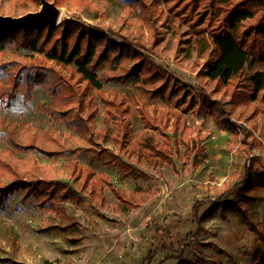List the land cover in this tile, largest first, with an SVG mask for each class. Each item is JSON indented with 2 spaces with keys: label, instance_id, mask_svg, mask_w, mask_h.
<instances>
[{
  "label": "rangeland",
  "instance_id": "374dc122",
  "mask_svg": "<svg viewBox=\"0 0 264 264\" xmlns=\"http://www.w3.org/2000/svg\"><path fill=\"white\" fill-rule=\"evenodd\" d=\"M46 1L60 10L48 47L66 23L104 32L91 37L103 55L102 90L92 92L82 114L95 131L81 139L41 111L52 103L42 85L30 101L21 89L10 104L0 100V187L18 178L54 181L79 196L44 208L21 192L10 196L0 209V264H142L151 251V264H255L254 254L264 253L253 231L264 232V187L236 186L247 171L264 174V91L255 96L240 79L225 85L207 78L213 46L208 41L202 54L199 41L208 32L198 35L185 11L175 15L176 0ZM40 10L35 0H0L2 17ZM114 44L130 45L144 58L146 75L157 76L125 83L141 58L121 63ZM12 45L0 52V71L18 73L41 61L43 54ZM58 70L69 86L64 94L79 99V76ZM257 72L264 73V61L254 57L245 75ZM147 135L153 151L141 143ZM229 199L239 214L215 204ZM198 202L199 224L192 218Z\"/></svg>",
  "mask_w": 264,
  "mask_h": 264
},
{
  "label": "trees",
  "instance_id": "16d2710c",
  "mask_svg": "<svg viewBox=\"0 0 264 264\" xmlns=\"http://www.w3.org/2000/svg\"><path fill=\"white\" fill-rule=\"evenodd\" d=\"M35 1L41 3V0ZM176 1L174 7H171L174 9H170L174 11L175 15L185 11L187 13L185 16L189 15L192 18V28L197 31L198 35L205 36L208 32L209 39L202 37L199 41V44H203L202 54L209 48L208 41L213 46V56L205 64L207 78L212 82H221L225 85L231 84L235 79H240V83L247 85L255 96L264 91V73L257 72L251 76L245 75V69L250 59L256 57L258 61H264V0ZM63 23L64 21L61 24ZM58 29L59 27L55 25L27 24L23 26L0 21V52H5L7 47H12L15 42L30 52L43 54L42 59H39L43 60L42 64L41 61H38L37 64L23 65L18 73H8L7 70L0 71V100H7L10 104L21 89L25 100L30 101L33 97L34 88L37 85H42L52 103L49 105L41 104L40 110L55 116V118L62 119L67 128H75L78 131L81 139H88L90 133L93 134L95 129L87 125L88 121L84 120L82 114L87 109L85 104H91L93 97H95L92 92H101L102 90L98 69L101 60H103V55L98 51L100 41H94L91 37L102 38L104 32L81 25L76 26L75 22L66 23L64 30L60 32L61 36L58 37L54 45L48 47V43ZM253 29L257 31L251 32ZM44 32L46 36H44ZM255 33L257 34L255 35ZM260 34L263 35L260 37ZM43 36L45 40L42 42ZM108 48L110 47H107L106 52L109 51ZM113 50L118 51L115 59L121 63L124 59L130 61L141 58L140 53L131 50V46L128 44L124 46L114 44ZM143 61L144 58H141L131 67L125 75V83L133 81L139 85L146 79L157 76L156 72L149 76L146 75L149 72L141 68ZM58 66L70 70L71 75L77 74L79 82L84 83V91H76L79 99H76L77 95L73 94L72 97H69L64 94L66 90H69V86L59 74ZM102 78L105 79V77ZM88 93L90 97L86 100ZM100 100L108 106L112 104L106 101L104 96ZM115 110L112 104L109 112L115 115ZM143 142L147 145V149L150 148L153 151L154 147H150L153 144L152 137L145 136L144 140L141 141L142 145H144ZM247 172L249 174H247L246 180L236 186L237 189H240L239 192L260 190L264 187V174L256 173L255 175L254 171ZM111 190L119 200H124L121 199V195L115 187H112ZM18 192L23 194L24 200H35L40 208H44L53 202L60 203L66 200H78L79 198L77 192L66 184L41 180L24 181L18 178L8 186L0 187V209L6 206L10 196ZM221 200L215 204H218L217 206L222 205L224 209H231L235 214L241 212L235 201L229 199L222 202ZM203 206L204 202H198L193 207L192 218L194 223L199 224L201 222L198 215ZM253 231L256 233L259 242L264 244V232L260 233L257 228H253ZM158 248L165 249V251L169 250L165 243H161ZM153 254V251L149 252L142 264H151L154 260ZM253 258L255 264H264V253H255Z\"/></svg>",
  "mask_w": 264,
  "mask_h": 264
},
{
  "label": "water",
  "instance_id": "95a60500",
  "mask_svg": "<svg viewBox=\"0 0 264 264\" xmlns=\"http://www.w3.org/2000/svg\"><path fill=\"white\" fill-rule=\"evenodd\" d=\"M60 18V10L55 6L54 3H50L46 0H41V10L35 13H28L21 17L0 16V21L8 22L15 25H48L54 26Z\"/></svg>",
  "mask_w": 264,
  "mask_h": 264
}]
</instances>
